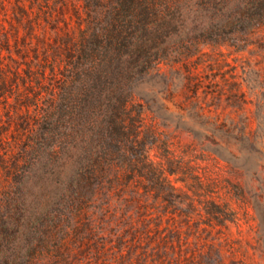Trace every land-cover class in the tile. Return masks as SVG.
I'll use <instances>...</instances> for the list:
<instances>
[{
	"label": "rangeland",
	"instance_id": "374dc122",
	"mask_svg": "<svg viewBox=\"0 0 264 264\" xmlns=\"http://www.w3.org/2000/svg\"><path fill=\"white\" fill-rule=\"evenodd\" d=\"M3 2L8 11L0 14V73L18 83L11 92L0 89L2 139H14L18 123L32 117L24 130L32 139L14 146L27 161L6 185L25 201L20 213H38L53 230L49 248L69 238L72 264H264V38L243 50L208 43L188 63L163 62L139 73L134 98L153 130L144 136L154 142L149 156L165 171L162 188L152 189L147 178L124 183L116 176L124 159L109 157L117 169L88 201L94 226L73 229L66 215L81 211L83 196L69 173L63 133L72 125L68 114L80 82L69 83L68 94L49 92L52 82L64 80L60 72L69 71L57 53L66 26L44 19L47 2L31 18L18 19L17 0ZM31 73L44 76L43 87L29 81ZM28 98L36 104L23 103ZM51 102L59 105V117ZM39 121L51 133L38 129ZM99 141L94 144L101 150L111 148ZM27 142L33 146L24 151ZM46 258L51 262L43 264H57L54 255Z\"/></svg>",
	"mask_w": 264,
	"mask_h": 264
},
{
	"label": "trees",
	"instance_id": "16d2710c",
	"mask_svg": "<svg viewBox=\"0 0 264 264\" xmlns=\"http://www.w3.org/2000/svg\"><path fill=\"white\" fill-rule=\"evenodd\" d=\"M44 2L48 6L44 19L65 23L57 53L69 70L60 72L64 80L60 84L52 82L49 92L55 95L53 91L58 88L68 94V84L80 82L73 91L75 105L68 114L72 125L63 133V151L71 166L75 191L83 199L81 211L67 214L66 219L74 222L73 229H92L95 218L88 201L99 191L102 178L117 169L109 157L124 159L123 170L116 174L124 183L147 178L152 189L162 188L165 171L149 156L154 142L146 141L144 136L153 130L145 124L144 105L134 98L137 75L161 68L163 62L188 63L194 55L204 53L208 43H228L243 50L257 37L264 38V0H17L13 6L16 18H31L37 8L44 9ZM6 11L8 4L3 2L0 14ZM30 77L35 86L43 87L42 74L31 73ZM15 83L18 82L0 73V89L11 92ZM234 85L236 90L241 89V81ZM28 89L36 93L34 88ZM28 99L23 102L27 106L36 104V99ZM49 105L50 111L57 113L59 105ZM22 120L14 139H2L5 132H0V264H43L51 262L46 258L48 254L54 255L57 264H72L68 257L72 251L69 238L49 248L45 242L53 230L38 213H20L25 201L7 190L6 181L17 178L19 163L27 161L14 151L15 143L32 139L24 132L30 130L31 123ZM37 126L52 130L41 127L40 121ZM37 131L32 134H39ZM45 134L46 130L41 135ZM97 140L107 141L111 148L101 150L94 144ZM26 144L24 151L33 146ZM209 213L211 218L217 217L215 211Z\"/></svg>",
	"mask_w": 264,
	"mask_h": 264
}]
</instances>
